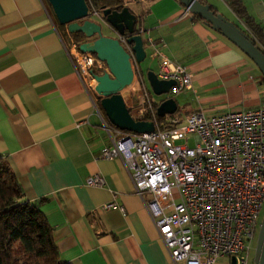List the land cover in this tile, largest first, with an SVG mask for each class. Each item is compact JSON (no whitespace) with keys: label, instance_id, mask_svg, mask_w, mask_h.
<instances>
[{"label":"crops","instance_id":"obj_1","mask_svg":"<svg viewBox=\"0 0 264 264\" xmlns=\"http://www.w3.org/2000/svg\"><path fill=\"white\" fill-rule=\"evenodd\" d=\"M205 1L243 25L228 0ZM243 2L264 25V0ZM126 5L137 14V26L147 30L145 36L156 42L146 44L147 57L139 65L148 91L145 74L150 69L157 73L158 50L193 74V89L174 97L180 113L219 114L264 104V76L254 61L204 21L183 16L179 0H129ZM108 27L113 33L104 34L115 36ZM60 31L48 0H0V154L27 199L46 198L41 210L54 227L65 261L176 264L123 159L102 155L104 147L112 146L116 127L101 98L85 87L67 50L68 35ZM142 90L140 84L133 90L132 104L122 91L130 108L143 102ZM85 119L89 124L79 128L77 122ZM95 174L105 178L104 186L86 184ZM113 199L124 205V212L100 208ZM94 211L100 214L101 232L92 224ZM217 264L229 261L221 258Z\"/></svg>","mask_w":264,"mask_h":264},{"label":"built area","instance_id":"obj_2","mask_svg":"<svg viewBox=\"0 0 264 264\" xmlns=\"http://www.w3.org/2000/svg\"><path fill=\"white\" fill-rule=\"evenodd\" d=\"M87 2L90 18L107 24L102 10L92 0ZM189 14L185 7L182 15ZM67 35V50L77 73L85 87L95 91V74L109 71L108 66L96 54L81 51L68 29ZM115 36L129 52L134 80L147 96L138 106L139 119L150 113L155 129L136 133L116 127L112 146L104 147L102 155L123 159L173 262L217 264L227 258L232 264L235 256L236 264H249L251 242L260 229L264 205V104L219 114L174 113L159 121L132 44L116 31ZM146 41L156 46L151 36H146ZM154 54L161 57L158 77L176 81L163 99L193 89V74L185 65L158 50ZM88 124L87 119L77 122L79 128ZM106 129L111 131L108 126ZM190 138L195 141L192 146ZM86 184L104 186L106 180L95 174ZM100 208L125 211L114 199ZM91 221L101 232L98 212H92Z\"/></svg>","mask_w":264,"mask_h":264},{"label":"water","instance_id":"obj_3","mask_svg":"<svg viewBox=\"0 0 264 264\" xmlns=\"http://www.w3.org/2000/svg\"><path fill=\"white\" fill-rule=\"evenodd\" d=\"M138 1V0H135ZM192 14H197L214 30L220 32L232 43L238 46L258 66L264 76V53L258 46L235 24L223 14L217 12L210 4L201 0H179ZM58 22L65 25L70 33H82L87 40L80 42L79 49L91 52L106 62L108 70L95 74L97 85L96 94L101 98L108 121L115 127L136 132L149 133L154 131L153 120L135 118L122 95V91L133 80L135 71L130 60L129 52L117 36L105 35L102 23L91 19L87 0H48ZM102 15L108 25L117 33L127 38L132 44L136 63L140 65L147 57V30L137 26L138 17L128 5L121 10L102 7ZM146 80L155 95L168 93L171 86L176 84L174 79H160L154 70H147ZM178 103L174 97L161 100L157 107V115L164 117L174 114ZM232 257V264H236ZM255 264H264V217L260 225L257 245L254 255Z\"/></svg>","mask_w":264,"mask_h":264},{"label":"trees","instance_id":"obj_4","mask_svg":"<svg viewBox=\"0 0 264 264\" xmlns=\"http://www.w3.org/2000/svg\"><path fill=\"white\" fill-rule=\"evenodd\" d=\"M96 8L121 10L129 0H92ZM207 4L205 0H201ZM229 6L243 22L235 23L264 53V25L248 12L243 0H228ZM214 8V6H212ZM193 20L204 21L197 14ZM60 32L67 36V28L56 19ZM206 23V22H205ZM76 42L87 40L82 33H71ZM150 89V87L148 88ZM161 101H153L157 110ZM132 115L139 107L130 108ZM179 111V109L177 110ZM145 113L142 119H151ZM159 121L164 117L157 116ZM139 119V118H138ZM46 198L29 200L8 159L0 154V264H71L62 258L55 240L54 227L41 210Z\"/></svg>","mask_w":264,"mask_h":264},{"label":"rangeland","instance_id":"obj_5","mask_svg":"<svg viewBox=\"0 0 264 264\" xmlns=\"http://www.w3.org/2000/svg\"><path fill=\"white\" fill-rule=\"evenodd\" d=\"M54 13V12H53ZM221 14H223L225 17H227L229 20L231 19L230 17V14L227 13L226 10L224 9H221V12H219ZM232 21V20H231ZM103 27V33L105 34H111L113 32L110 31L109 27L107 24H103L102 25ZM67 28V27H66ZM111 32V33H110ZM144 62V61H143ZM142 62V63H143ZM135 88H138L139 89V84L137 81L134 80L133 82V85L127 87L125 90H123V94L125 95L126 99L129 101L130 104H132L131 102V98H132V92ZM149 94L151 96L152 99L154 100H161L165 97L166 94H162V95H155L151 88L149 89ZM140 95L142 97H144L146 100H147V96L145 94V90H142V93L140 92ZM176 96V95H175ZM174 96V97H175ZM180 104V103H179ZM180 106H182V104H180ZM179 111H180V108H179ZM179 111H177L175 114H178L180 113ZM135 114L133 115L134 117H137V113L134 112ZM161 128L162 129H165V126L163 124H161ZM178 143H185V140H179ZM188 144H190L191 146L195 144V141H194V138H190V140L188 141ZM263 217H264V205H263V208H262V213H261V216H260V221L262 222L263 220ZM258 234H259V227L256 231V234H255V237L252 239V242H251V251H250V255H249V264H253L254 262V255H255V250H256V245H257V239H258Z\"/></svg>","mask_w":264,"mask_h":264},{"label":"bare ground","instance_id":"obj_6","mask_svg":"<svg viewBox=\"0 0 264 264\" xmlns=\"http://www.w3.org/2000/svg\"><path fill=\"white\" fill-rule=\"evenodd\" d=\"M133 82H134V80L128 85V86H131V85H133Z\"/></svg>","mask_w":264,"mask_h":264}]
</instances>
